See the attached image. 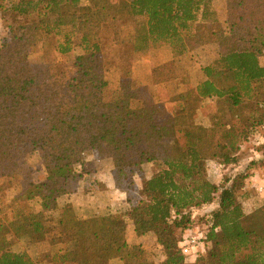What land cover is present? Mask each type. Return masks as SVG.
Masks as SVG:
<instances>
[{"label":"trees","instance_id":"16d2710c","mask_svg":"<svg viewBox=\"0 0 264 264\" xmlns=\"http://www.w3.org/2000/svg\"><path fill=\"white\" fill-rule=\"evenodd\" d=\"M51 2L50 9L56 5ZM38 3L0 0V12L19 19ZM210 3L90 0L74 15L78 42L67 34L56 49L64 57L74 46L84 52L62 71L49 65L42 75L30 61L29 34L34 31L33 38L50 34L63 21L31 26L5 20L8 33L0 46V197L6 189H15L18 207L39 200L41 209L0 213V239L13 233L57 248L50 260L56 264H111L116 258L124 264H154L140 245L126 242L127 217L138 237L149 233L157 237L166 257L160 264H264V203L247 214L235 183L220 190L206 177L208 160L234 163L236 140L255 126H264V107H259L264 98L258 96L264 87V0H225L223 22ZM129 13L144 19L146 46L150 41L175 45L182 55L218 45V58L203 68L205 80L182 89L186 80L177 72L180 59H172L168 71L154 83L175 94L155 102L156 95L148 96L147 88L132 79L131 68L122 66L115 95L108 98L99 33L108 24L119 36L117 44L134 53L143 50L134 35L122 36ZM168 64L153 71L154 80ZM207 98L220 101L231 121L218 120L211 129L194 124L191 117ZM216 129H222L221 139H216ZM20 147L40 154L42 182H35L33 171L16 159L14 152ZM88 152L112 160L116 188L130 193L122 221L116 216L83 219L78 206L69 201L68 185L77 176L76 166L86 167ZM152 167L158 170L153 172ZM136 178L142 189L136 187ZM217 195L218 206L206 215L215 255L208 261L197 253L185 256L174 228L190 220L187 210L213 206ZM9 210L15 211L13 203ZM5 246L0 243V264H38Z\"/></svg>","mask_w":264,"mask_h":264},{"label":"rangeland","instance_id":"374dc122","mask_svg":"<svg viewBox=\"0 0 264 264\" xmlns=\"http://www.w3.org/2000/svg\"><path fill=\"white\" fill-rule=\"evenodd\" d=\"M39 3L36 8L22 17L17 18L13 13L8 14L0 12V46L7 38L8 30L5 28V20L8 24L19 21L18 24H38L41 21H55L62 20L64 24L53 28L50 34H39L33 38L31 31L29 40L31 44L32 65L39 68L38 74L42 75V70H46V66L56 65V70L62 71L64 67L72 64L75 57L84 52L82 47L74 46L70 55L64 57L57 52V44L64 42V37L70 34L75 38V43L80 38V33L73 28L76 21L74 15L79 13L81 7L90 4V0H55L56 5L50 9L47 6L51 4V0H35ZM130 1V0H128ZM211 9L216 13L220 21L226 19V5L225 0H211ZM47 8V9H46ZM4 18V20H3ZM15 20V21H14ZM143 18H135L129 13L127 19V26L122 30V36L134 35L137 41L138 48H144L141 51L133 52L132 48L117 44V38L114 29L108 25L103 24L99 33L101 43V53L104 59L103 69L105 70V78L109 82L106 90L108 98H112L118 88V83L121 77V67L127 66L131 68V75L134 82L146 87L152 99L157 102L159 99H166L169 93V88L157 86L154 82L163 76L169 69V62L178 57L180 59L179 68L177 72L185 76V85L182 89L193 88L205 80L203 68L213 63L219 55L220 48L218 45H206L193 52H185L179 55L181 47L169 46L161 42H147L145 41L147 28L142 25ZM16 25V24H15ZM193 32V31H192ZM117 36V37H116ZM122 38V37H120ZM264 64V60H262ZM168 64V67L161 69L156 80L153 78V71ZM175 68L176 65L174 66ZM45 68V70H44ZM179 89V88H178ZM181 89V88H180ZM264 87L261 86L258 90L260 100H263ZM175 94V93H171ZM150 98V97H149ZM260 108L264 105L259 106ZM226 109L221 105L220 101L215 98H207L200 102L197 106L196 112L192 115L191 121L194 124L203 125L209 129L213 124L220 120L221 123L230 122L231 117L226 116ZM249 124V123H248ZM252 124V123H251ZM221 126V125H220ZM248 130V129H247ZM250 130V129H249ZM216 139H221L222 129H216ZM237 141V150L233 152L236 158L234 163L221 164L217 160H208L206 165L207 180L218 186L231 187L236 184V195L239 202L242 204L244 212L252 213L259 205L264 203V195L258 193L257 186L264 183V126H255L251 129L249 134ZM14 155L19 161L20 165L29 168L33 171V178L35 182H42L45 178L44 166L38 152H26L22 147L15 150ZM86 167L81 164L76 166V178L68 185L67 196L77 200L75 204L79 208V214L83 219H92L104 216H116L118 221H122L121 216L125 217L127 208V199L129 191L118 189L115 186L113 178L114 164L112 160H102L96 153L88 152L86 154ZM153 172L158 170V167H152ZM136 187L142 189V183L139 178L135 179ZM219 194V193H218ZM18 195L15 189H6L0 197V213L8 212L15 214L16 211H23L25 213L40 211L39 200L21 204L19 207L14 200ZM122 202V204H119ZM218 195L214 204L202 206L200 208H190V220H184L181 227H175V235L177 239L183 240V237L189 230L195 229L197 234L207 232V239L201 242L205 244V250L201 251L202 244H198L193 249V254L197 253L200 259L208 261L213 254L215 255V247L213 242L209 241V232L206 219L207 212L218 206ZM13 203L15 211L9 210V205ZM21 203V202H19ZM63 201H61L62 205ZM93 207L92 209H87ZM84 210V211H83ZM126 231L125 240L130 245H140L148 260L154 264H160L165 260V253L162 246L159 244L157 237L152 234H146L138 237L134 231V226L131 220L125 217ZM135 238L141 239L139 242H134ZM4 239V240H3ZM181 242V241H180ZM0 243H5L15 253H24L29 258L33 259L38 264H56L51 262V258L57 252L51 246L43 244L30 243L26 237H16L13 233L7 234L0 239ZM59 248V247H58ZM181 248V243L179 244ZM182 250V249H181ZM190 257V256H187ZM61 264V263H59ZM111 264H124L118 258L112 260Z\"/></svg>","mask_w":264,"mask_h":264},{"label":"built area","instance_id":"2783aa9c","mask_svg":"<svg viewBox=\"0 0 264 264\" xmlns=\"http://www.w3.org/2000/svg\"><path fill=\"white\" fill-rule=\"evenodd\" d=\"M258 193L264 195V183L259 184L257 186ZM194 208H192L193 210ZM187 213V212H185ZM211 225L207 224V229L210 230ZM207 232H203L202 234H197L195 229H191L188 231V233L183 237V240H181V249L185 256H191L193 254V249L196 248L198 244H202L201 251L205 250V244L204 241L207 239Z\"/></svg>","mask_w":264,"mask_h":264},{"label":"crops","instance_id":"0c3cea01","mask_svg":"<svg viewBox=\"0 0 264 264\" xmlns=\"http://www.w3.org/2000/svg\"><path fill=\"white\" fill-rule=\"evenodd\" d=\"M68 198H69V201L70 202H72V203H75L77 200H74L73 198H71V196H68ZM87 208H86V210L87 209H92L93 207H88V206H86ZM84 211V210H83ZM139 241H141V239H139V238H135V240H134V242H139Z\"/></svg>","mask_w":264,"mask_h":264}]
</instances>
